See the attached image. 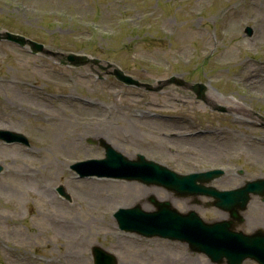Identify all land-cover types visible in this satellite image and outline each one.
<instances>
[{"label": "rangeland", "instance_id": "1", "mask_svg": "<svg viewBox=\"0 0 264 264\" xmlns=\"http://www.w3.org/2000/svg\"><path fill=\"white\" fill-rule=\"evenodd\" d=\"M187 1L0 0V29L27 35L53 49L114 62L155 86L158 80L184 76L212 87L206 92L212 104L228 109H210L188 93L186 84L172 82L159 91L126 87L113 77L100 80L89 73L99 65L68 67L0 43V128L26 133L35 147L26 150L0 142V237L10 239L26 258L19 262L0 248V264H45L48 257L60 259L61 264H90L95 246L116 255L118 264H213L178 242L161 237L127 241L106 228L105 221H112L109 216L120 205L140 203L153 208L148 201L152 194L165 200L173 198V193L133 181H73L69 169L77 160L104 157V149L87 140L105 138L130 158L135 155L132 151L142 152L182 173L220 163L230 164L229 170L236 162L242 166V177L221 185L264 179V143L241 132L264 135V123L253 114L264 117V68L254 63L264 61V0H190L191 5ZM210 3H215V9L206 12L209 25L204 27L207 18L197 19L195 14ZM224 5L229 8L230 30L223 21L219 25L223 12L218 7ZM244 25L253 27L251 37L241 28ZM215 28L224 29L226 37ZM256 53L258 59L253 57ZM145 107L182 118L169 125L135 116L133 111ZM244 118L254 127L243 124ZM194 123L228 127L220 145L222 153L214 160L205 158L210 155L208 149L200 153L194 147L208 139L167 140L159 135L190 129ZM172 148L179 151L178 156L171 153ZM39 183L52 188L64 185L72 200L60 199ZM190 200L176 199L173 204L186 211L193 207ZM197 210L205 219L216 216L210 208ZM247 218L246 231L264 226V204L254 199ZM59 219L78 220L80 225L70 229L55 223ZM69 239L72 244L65 245ZM68 252L75 256H67ZM34 254L45 256V261L33 262Z\"/></svg>", "mask_w": 264, "mask_h": 264}, {"label": "water", "instance_id": "2", "mask_svg": "<svg viewBox=\"0 0 264 264\" xmlns=\"http://www.w3.org/2000/svg\"><path fill=\"white\" fill-rule=\"evenodd\" d=\"M7 38H11L14 40H19L21 42H25V40L23 38L9 34V33H8ZM30 44L37 50L42 49V46H40L36 43L30 42ZM68 57L72 61L79 60L82 58L81 56H77L74 54H69ZM83 59L88 60V58L85 56H83ZM81 63H83V60L80 61V64ZM77 65H79V64H77ZM115 74L119 79H124L127 81H133L130 77H125L122 74V71L118 68L115 70ZM2 133L3 132L0 131V138H7L4 135L5 133H3V134ZM7 136H9V135H7ZM119 161H120V164H131L129 161L125 160L124 158H120ZM120 164L118 163V167L123 172H127V175H129L128 176L129 178L135 176L136 179L141 180V181L148 183V184H151L153 182H156V183L158 182L157 180H154L155 178H153L156 175L161 173L160 172L161 170L156 166H150L151 172L149 174H146V173H144L145 172L144 167L141 166V164H143L142 162H140L138 164V166H139L138 169L132 168L131 166L125 167L124 165H120ZM172 180H176L173 183L179 184L180 187L182 189H184V191L181 189L175 188L173 186H169L171 188V190L176 191L180 195H189V194L194 193L193 190L195 188V185H193V179L191 177L182 178L180 176H174V177H172ZM260 187H261V185L257 184V186L251 185L249 187H246L244 190H240L238 192V194L239 195L244 194L247 196V198H244L243 203H239L238 205H241L242 208H244V203L248 199L249 192H251L253 190L258 191L257 188H260ZM261 190H262V188H261ZM229 200H230L229 198L224 199V200L221 198V203L226 205L229 203ZM157 205H158V211L155 213H147L146 214V213L140 211L139 209H137L134 212L135 214H133L132 219L129 220V227H126V228L134 229V230L145 228L148 232H157L159 230H162V232H164L165 229L167 228V226H169V224H174V225L178 226L179 230H181V228H184L185 234L182 235V237L184 239H191V240L193 238H199L200 239L199 244L193 243L194 244L193 248L196 249L197 251L206 252L207 254L211 255V257L214 260L215 259H221L222 256H225L224 252H223V247H228V246L232 245L231 238L225 240L224 243L221 245V248L217 250L216 237L211 235L210 230L207 226H203L201 228L200 226H198V222H195L194 224L186 225V222H184V221H187L188 218L184 217L181 214H179L178 212H176V210L173 209L169 203H166V204L160 203ZM229 206H231V204ZM188 233H190V234H188ZM148 234H151V233H148ZM258 234H259V232H258ZM255 241H256L255 246H257L258 244L263 246V244H264V241L261 239H257V240L248 239V242L251 244H253ZM191 246H192V243H191ZM239 254L240 253H238L237 255H228V257L231 260H235V258L237 256H239ZM115 263H116V261L112 258L107 261V264H115Z\"/></svg>", "mask_w": 264, "mask_h": 264}, {"label": "bare ground", "instance_id": "3", "mask_svg": "<svg viewBox=\"0 0 264 264\" xmlns=\"http://www.w3.org/2000/svg\"><path fill=\"white\" fill-rule=\"evenodd\" d=\"M87 182H90V183H94V184H95L94 181H87ZM232 205H233V207H235V206H236V203L233 202ZM49 220H50V219H49ZM50 221H51V220H50ZM55 223L60 224V226H66V227H69L70 229L73 228L72 226H79V225H80V222H79L78 220L75 222L74 219H59V220L55 221ZM67 224H68V225H67ZM48 228H49V227H48ZM107 228L110 229V230H112V228H111V223H110V222H107ZM80 237H82V236H80ZM76 239H79V235L77 236ZM118 240H121V239H118ZM127 241H132V240H127ZM72 242H73V240L71 239V240H69V241L67 242L66 245L72 244ZM77 243H80V241H78ZM68 254H72V255H73V253H70V252H68L67 255H68Z\"/></svg>", "mask_w": 264, "mask_h": 264}]
</instances>
